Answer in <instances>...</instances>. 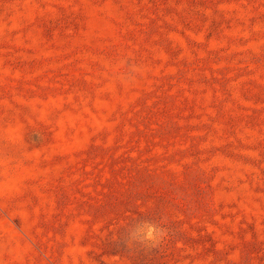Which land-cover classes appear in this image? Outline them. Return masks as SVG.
Instances as JSON below:
<instances>
[{"label": "rangeland", "instance_id": "1", "mask_svg": "<svg viewBox=\"0 0 264 264\" xmlns=\"http://www.w3.org/2000/svg\"><path fill=\"white\" fill-rule=\"evenodd\" d=\"M0 264H264V0H0Z\"/></svg>", "mask_w": 264, "mask_h": 264}]
</instances>
